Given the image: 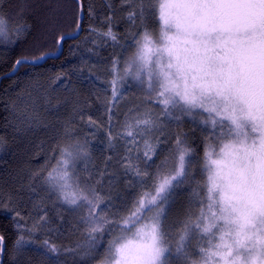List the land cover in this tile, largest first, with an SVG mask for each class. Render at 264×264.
<instances>
[{"label": "snow or ice", "instance_id": "6c2138e0", "mask_svg": "<svg viewBox=\"0 0 264 264\" xmlns=\"http://www.w3.org/2000/svg\"><path fill=\"white\" fill-rule=\"evenodd\" d=\"M157 4L161 25L149 31L146 17ZM124 6L127 20L143 30L130 32L131 43L120 45L125 53L134 48L131 55L123 62L113 59L112 101L106 109L109 128L126 90L135 86L145 93V107L130 109L125 132L117 135L128 140L123 159L129 162L124 167L142 188L149 184L145 179L149 174L132 163V157L143 160L144 168L155 166V172L150 188L140 193L128 214L113 219L105 214L111 203L77 168L80 160L88 159L87 142L62 146L46 182L70 209H87L79 221L86 243L77 247L85 248L84 256L94 260L105 245L103 264H173V257L179 264H264V0H120ZM7 29L0 15V37L8 39ZM15 31L22 34L24 29ZM99 34L119 45L110 24ZM148 105H157L160 112ZM185 116L201 128L205 150L199 171L207 174L203 185L194 175L200 157L189 134L181 130ZM162 117L175 128L164 124ZM88 123L94 126L91 119ZM108 136L111 143V131ZM173 138L169 156L157 165V149ZM190 183L195 187L189 202L199 203V210L194 213L189 206L183 219L169 224L166 209ZM41 222L47 223L46 218ZM37 230L34 225L26 229L29 238L18 236V251L34 243L30 237ZM196 238L207 243L195 245L198 260L190 251ZM43 250L51 264H61L64 251L74 252L48 241ZM3 252L0 235V256Z\"/></svg>", "mask_w": 264, "mask_h": 264}, {"label": "trees", "instance_id": "16d2710c", "mask_svg": "<svg viewBox=\"0 0 264 264\" xmlns=\"http://www.w3.org/2000/svg\"><path fill=\"white\" fill-rule=\"evenodd\" d=\"M127 11V6L120 7V0H0V15L8 24V39L0 37L2 264H51L43 254L45 241L64 250H74L61 254V264H94L104 257L105 245L94 260L84 256L85 248L77 247L86 243L87 234L79 221L87 209L72 210L49 191L47 173L59 159L62 146L87 142L88 159L80 160L77 168L82 177H87L89 186L106 203H111L110 209L105 210L110 218L127 215L140 193L151 186L155 166L144 168L143 160L132 157L131 162L139 163L149 174L145 177L149 184L142 188L124 167L129 162L123 159L128 155V140L117 135L125 132L129 110L145 107L146 94L135 86L126 90L116 105L119 115L113 117L111 128L106 110L112 101L113 59L123 62L126 55H131L134 48L125 53L120 45L131 43L130 32L143 30L127 20ZM109 16L112 19L106 22ZM146 23L149 31L159 29L158 4L146 17ZM109 24L118 35L119 45L99 34L106 32ZM17 28H23V33H17ZM61 36L64 39L58 44ZM42 55L47 56L42 63L26 62L40 61L37 57ZM17 60L22 63L10 74ZM147 107L154 113L160 112L157 105ZM89 119L94 126H89ZM162 122L175 128L163 117ZM66 129L71 130V135L66 134ZM181 130L189 134L191 146L200 157L194 175L203 185L205 175L199 171L204 151L201 128L185 116ZM160 138L163 140V136ZM173 143L174 138L157 149L160 153L157 165L169 156L168 148ZM194 187L192 183L184 185L175 203L166 209L169 224L183 219L189 206L194 213L199 210V203L189 202ZM199 191L200 195L204 194L203 187ZM41 217L47 223L41 222ZM34 225H38L35 235L30 237L34 243L23 252L18 251L15 245L18 236L29 238L26 229ZM109 238L105 236L106 240Z\"/></svg>", "mask_w": 264, "mask_h": 264}, {"label": "rangeland", "instance_id": "374dc122", "mask_svg": "<svg viewBox=\"0 0 264 264\" xmlns=\"http://www.w3.org/2000/svg\"><path fill=\"white\" fill-rule=\"evenodd\" d=\"M160 2H163V0H160ZM158 14H159V6H158ZM160 25H161V22H160ZM159 28H160V26H159ZM133 51H135V49ZM122 68L123 67H121L120 69L122 70ZM190 120H192V119L190 118ZM203 163H204V151H203V162H202V166H203ZM204 175H205V178H206V175L207 174H204ZM203 195H201V196H203ZM200 206L201 205H199V208H200ZM146 215H151V213H147ZM197 242H199V244H200L201 247H207V243L204 240H201L199 238L194 239V241H193L194 248L193 249H190V251L192 252V259H197L198 260L199 259V252H198V249L195 248V245L197 244ZM172 260H173V264H179V261H177L175 257H173ZM103 261H104V257L101 258V259H99L94 264H103Z\"/></svg>", "mask_w": 264, "mask_h": 264}, {"label": "water", "instance_id": "95a60500", "mask_svg": "<svg viewBox=\"0 0 264 264\" xmlns=\"http://www.w3.org/2000/svg\"><path fill=\"white\" fill-rule=\"evenodd\" d=\"M82 18H83V14H82ZM81 18V19H82ZM81 31V30H80ZM80 33V32H79ZM79 33L78 34H76V35H73V36H71L70 38H75V37H77L78 35H79ZM47 59V56L46 57H44V59H42V60H40V61H26V62H28V63H31V64H39V63H42L43 61H45ZM18 66L19 65H17L16 64V67H15V69L10 73V74H14L16 71H17V69H18ZM3 263V254H2V258H1V264Z\"/></svg>", "mask_w": 264, "mask_h": 264}]
</instances>
